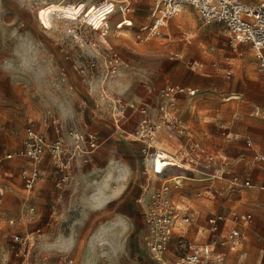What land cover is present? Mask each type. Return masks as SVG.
Wrapping results in <instances>:
<instances>
[{"label": "rangeland", "instance_id": "rangeland-1", "mask_svg": "<svg viewBox=\"0 0 264 264\" xmlns=\"http://www.w3.org/2000/svg\"><path fill=\"white\" fill-rule=\"evenodd\" d=\"M262 1L254 0L253 5ZM153 4L154 0H135L127 10L123 0H0V150L21 149L30 125L54 137L47 122L50 114L64 126L60 134L67 144L72 143L71 130H91L104 140L86 163L74 165L73 182L62 194L49 179L25 190L19 178L24 162H13V182H5L0 196V254L8 263L15 258L12 236L31 234L27 264H60L65 254L83 264H156L144 245L146 203L139 198L148 197L159 181L148 178L142 142L116 131L107 105L103 111L96 108V89L107 73L102 54L108 51L128 63L105 79L110 95L156 105L158 91L167 85L196 89L191 102L187 94L180 95L178 113L192 124L195 138L209 152L228 154L237 174H245V159L253 155L244 137L264 153V75L257 69L251 44L234 48L226 27L205 22L192 6L171 20L165 37L136 42L134 36L149 22ZM176 52L183 57L171 58ZM91 61L99 63L94 71L88 68ZM192 61L204 66L194 69ZM228 73L230 78L225 77ZM89 83L96 85V93L90 95ZM227 131L242 138L227 140ZM167 139L173 151L180 148L174 138L161 135L162 141ZM223 181L217 180L211 194L203 188L205 182L184 180L178 191L188 213L205 217L251 212L264 236L263 173L252 174L254 185L243 195L221 190ZM26 204L34 207L33 214L25 215ZM199 222L205 225L200 218ZM197 229L192 225L189 232L196 235ZM261 244L264 238L253 241L254 253ZM176 246L177 236L171 251Z\"/></svg>", "mask_w": 264, "mask_h": 264}, {"label": "built area", "instance_id": "built-area-1", "mask_svg": "<svg viewBox=\"0 0 264 264\" xmlns=\"http://www.w3.org/2000/svg\"><path fill=\"white\" fill-rule=\"evenodd\" d=\"M41 1L45 3L47 0ZM123 1L127 5V10H130L134 0ZM103 3L105 1L100 2V4ZM186 6L194 7L205 22L212 21L224 25L229 32L230 43L233 47L240 43H250L257 59V69L264 75V2L248 6L244 0H154L150 20L135 34L136 42L147 43L164 37L168 22ZM174 57L180 56L174 54L171 58ZM101 62L107 72L99 80L102 84L97 85V89L92 83L88 86L90 95L96 93L95 89L98 90L96 108L103 111L104 106L107 105L106 109L116 127H122L134 117H138L135 130L129 135L143 144L142 151L148 178L159 181V185L150 191L148 197L139 198L140 202L146 203L142 218V237L151 259L156 264H219L224 262L226 257L225 252L218 251L219 248L240 252L244 235L239 230V224L250 225L253 222V216L250 213H238L232 216L209 215L206 218L209 243L192 244L184 235H180L177 239L178 245L174 258L167 257L176 229L179 226L188 227L194 222L193 217L188 213V205L183 201V194L178 191L181 183L194 178L209 181L226 180V169L230 164L224 155L217 156L209 152L195 138L187 121L178 113V97L183 94L193 97L197 93L196 89L167 85L158 91L156 105L148 100L126 102L120 97L110 95L104 88V83L109 75H115L127 68V61L117 52L108 51L102 54ZM98 64L91 61L88 68L94 71ZM86 70V68H81L80 72L86 74ZM61 75L66 81L65 70ZM69 88L72 89L73 85L70 84ZM80 107L84 112V105ZM162 134L174 138L176 143L180 144V148L173 151L168 145V139L166 142L161 140ZM70 135L73 142L67 144L62 137L52 140L36 130L33 125L28 126L20 150L17 152L0 150V181L8 176L7 166L10 161L16 158L23 159L28 165L20 172L22 184L25 190L34 189L42 178L41 164L48 156L54 169V186L61 193L71 184L75 162L81 156L93 153L102 143V139L94 131H71ZM240 137L235 133L227 134L228 139H239ZM246 144L248 147L253 146L250 140H246ZM254 160L264 167L263 154L256 153ZM159 162L161 170L158 169ZM165 171L166 173L161 175ZM171 171L179 173V176H186L188 179L174 178L175 175H169ZM229 184L233 190L244 185L249 186V182L243 184L238 177L231 178ZM24 211L28 216L35 210L34 207L26 204ZM229 221L232 225H228ZM32 240L31 234L12 236L15 257L22 259L21 264H27ZM61 264L83 263L65 254L61 259ZM102 264H111V262L103 261ZM238 264H250L244 253L240 254Z\"/></svg>", "mask_w": 264, "mask_h": 264}, {"label": "crops", "instance_id": "crops-1", "mask_svg": "<svg viewBox=\"0 0 264 264\" xmlns=\"http://www.w3.org/2000/svg\"><path fill=\"white\" fill-rule=\"evenodd\" d=\"M134 2H135V0H134ZM254 2V0H244V3L245 4H247L248 6H254L253 3ZM262 2H264V1H262ZM183 11V10H182ZM181 11V12H182ZM180 12V13H181ZM179 14V13H178ZM177 14V15H178ZM173 19V18H172ZM171 19V20H172ZM171 20L168 22V25H167V28L165 29V31H164V37L167 35V32L169 33V24H170V22H171ZM169 37V36H168ZM190 37H192V35H189V36H186V39H189ZM152 41V40H151ZM151 41H149V42H151ZM149 42H147V43H149ZM237 47V46H236ZM236 47H234V48H236ZM176 55H178V56H180V57H178L179 59H181L182 57H183V54L182 53H179V52H176L175 53ZM192 64H193V68L194 69H201L203 66H204V64L203 63H201V62H197V61H192ZM229 76V77H228ZM225 77H227V78H230V74L228 73L227 75H225ZM188 98H189V102H191L192 100H193V98H194V96L193 97H190V96H187ZM182 99V96H179L178 97V100H177V104L180 106V100ZM181 107V106H180ZM187 109H188V106H184V108H183V110L185 111V113H186V111H187ZM85 112V111H84ZM82 113V112H81ZM96 116H98L97 114H96ZM137 119H138V117L136 116V117H134L133 119H131L130 121H128L127 123H125L124 124V126H122V127H116L115 129H116V131H121V132H123V133H125L126 135L128 134H130L131 132H133L134 130H135V127H136V121H137ZM48 121V123L52 126V128H54V137H52L51 135H49L48 133L46 134L45 132H42V131H40L41 129H36V130H38V131H40V132H42V133H44L49 139H56L57 137H62L63 139H64V137H63V135H61L60 134V132L62 131V127H64V126H62L61 124H60V122L57 120V118L54 116V115H52V114H50L49 115V118L47 119ZM55 122H57L56 124H55ZM113 122V121H112ZM188 123H189V125H190V127H191V129H192V131L195 133V135L197 136V131L195 130V128L192 126V124L188 121ZM113 125H114V123H113ZM263 129H264V126H263ZM59 131V132H58ZM72 131V130H71ZM70 131V132H71ZM75 131H77V130H75ZM85 131V130H84ZM84 131H81V132H84ZM86 131H91V130H86ZM85 131V132H86ZM70 132H69V138L72 140V142H73V138L71 137V135H70ZM77 132H79V131H77ZM62 133V132H61ZM228 133H235V134H238V135H240L239 133H237V132H232V131H227V133H225V136H226V139L227 140H235V141H237V140H240L241 138H242V136L239 138V139H228L227 138V134ZM263 135H264V130H263ZM130 136V135H129ZM52 137V138H51ZM103 140V139H102ZM246 140H250L251 142H252V144H253V146L252 147H249V148H251L252 149V151H253V155H252V157L251 158H246L245 159V166H246V170H245V174H237V173H235V172H232V168H231V165L226 169V180H224L223 181V188L221 189V190H225L226 191V193L227 194H229V193H238V194H241V195H243V193L244 192H246L247 191V189H249V188H251L254 184H253V181H252V174H254V173H259V172H262L263 173V175H264V167L263 166H261V165H259L257 162H255V160H254V156H255V154L256 153H258V154H263L264 155V153H262V152H260L257 148H256V146H255V144H254V142H253V140L251 139V138H249V137H244V142H245V144H246ZM104 141V140H103ZM102 141V142H103ZM247 145V144H246ZM248 147V146H247ZM20 150V149H19ZM2 151H5V152H12V151H8V150H2ZM96 151V150H95ZM94 151V152H95ZM15 152H17V151H15ZM93 152V153H94ZM93 153H91V154H89V155H84V156H81L76 162H75V166H76V164H77V162H81V163H86L87 162V160H88V158L89 157H91V155L93 154ZM224 154H225V156H228V154H226L225 152H224ZM16 159H18V158H16ZM16 159H14V160H12V161H10L9 163H8V166H7V171H8V176H6L2 181H0V191H1V193H0V196L1 195H3L4 194V189L7 187V184L5 183V182H13V177H14V170H13V162L16 160ZM90 159V158H89ZM18 160H20V161H22V162H24V164L21 166V169H20V171H19V178H20V181H21V184H22V180H21V177H20V172H21V170L23 169V167H25V166H27L28 165V163L25 161V160H23V159H18ZM254 167V168H253ZM247 168H249L250 170H252L251 172H248V169ZM255 168H257V169H255ZM52 169H53V166H52V163H51V161H50V159H49V157L47 156L46 157V159H45V161L41 164V170H42V178H41V180L39 181V182H43V181H45V180H47V181H49V180H51V181H53V177L51 176L52 175ZM260 169V170H259ZM73 170H74V167H73ZM73 170H72V181H71V184H72V182H73ZM52 172V173H51ZM233 177H238L239 178V180H240V182L241 183H245V182H249V186H241L239 189H235V190H233L231 187H230V184H229V180L231 179V178H233ZM49 179V180H48ZM182 179H188V178H182ZM187 181H194V182H205L204 184V186L205 187H203L205 190H208L207 192H209V193H211L212 194V192H213V187L215 186V184H216V182L217 181H209V180H207V179H197V178H194V179H188ZM38 182V183H39ZM219 182V181H218ZM71 184L65 189V190H63L62 192H61V194L64 192V191H66L70 186H71ZM23 185V184H22ZM263 186H264V183L261 185V188H262V190H264L263 189ZM216 192V191H215ZM61 194H59V198H61ZM1 199V198H0ZM1 201V200H0ZM260 209H264L263 208V206H260ZM247 213H250V214H252V216H253V222L250 224V225H245V224H239V230H240V232L244 235V242H243V245H242V247H241V251L240 252H233V251H230L229 249H227V248H219L218 249V251L219 252H225L226 253V257H225V260H224V262H221V263H219V264H238L239 263V261H240V254L241 253H244L245 254V256H246V260L250 263V264H259L260 262H262V264H264V245L263 244H261V247L259 248V250L257 251V253H254L255 251H253L252 250V246H254L253 245V241L255 242V243H257V242H261V240H263V238H264V236H263V234L260 232V230H259V228L257 227V222H256V218H255V215L253 214V213H251V212H239V214H247ZM203 214L204 213H200V212H194V213H191V215H193L192 217H193V220H194V222L191 224V225H189L188 227H183V226H179L177 229H176V232H175V235L177 236V239H178V237L180 236V235H184L192 244H197V243H202V244H206V243H209V234H208V224H207V221H206V218L209 216V215H212V214H217V213H210V214H208V215H206L205 217H203ZM259 215H261V211H260V213H258V216ZM226 216H230V215H226ZM201 219V220H203L204 222H205V225H201L200 224V222L197 224V221H198V219ZM263 223H264V219H263ZM192 225H195L196 226V228L198 227V229H197V232H196V235H192L191 234V232L192 231H190L189 232V227L190 226H192ZM228 225H232V222H228ZM258 231H259V233H258ZM189 232V233H188ZM176 236H174V237H176ZM174 241V240H173ZM173 243V242H172ZM172 245V244H171ZM170 245V246H171ZM178 245V244H177ZM11 247H12V250H14L13 249V244L11 245ZM254 249V248H253ZM175 251H177V246H176V248L174 249V251H171V248H169V251H168V253H167V257H169L170 259H173L174 258V253H175ZM69 255V254H68ZM69 256H71V255H69ZM72 258H74L76 261H78V262H81V261H79V260H77L75 257H73V256H71ZM18 259L20 260V258H17V257H15L14 258V261L12 262V263H8L9 261H7V258H6V256L5 255H3V253L1 252V254H0V264H21L22 263V261L21 262H19L18 261ZM81 263H83V262H81ZM61 264V263H60Z\"/></svg>", "mask_w": 264, "mask_h": 264}, {"label": "bare ground", "instance_id": "bare-ground-1", "mask_svg": "<svg viewBox=\"0 0 264 264\" xmlns=\"http://www.w3.org/2000/svg\"><path fill=\"white\" fill-rule=\"evenodd\" d=\"M158 169H159V170L162 169V167H161V163H160V162L158 163ZM165 173H166V171H165V172H162L161 175H164ZM172 174L175 175L174 178H188V177H186V176H179V173H176V172L174 173L173 171H171V172L169 173V175H170V176H173ZM99 197H100V196H99ZM105 198H106V197H105ZM101 203H103V202H101ZM116 224H117V223H116ZM97 240H98V239H97ZM99 240H100V239H99ZM102 241H103V240H102Z\"/></svg>", "mask_w": 264, "mask_h": 264}]
</instances>
